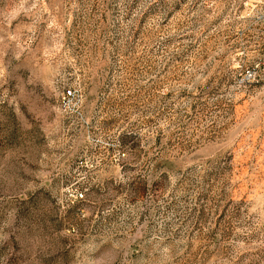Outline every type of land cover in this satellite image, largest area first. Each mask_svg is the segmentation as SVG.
Returning a JSON list of instances; mask_svg holds the SVG:
<instances>
[{"label": "rangeland", "instance_id": "obj_1", "mask_svg": "<svg viewBox=\"0 0 264 264\" xmlns=\"http://www.w3.org/2000/svg\"><path fill=\"white\" fill-rule=\"evenodd\" d=\"M0 264H264V0H0Z\"/></svg>", "mask_w": 264, "mask_h": 264}, {"label": "built area", "instance_id": "obj_2", "mask_svg": "<svg viewBox=\"0 0 264 264\" xmlns=\"http://www.w3.org/2000/svg\"><path fill=\"white\" fill-rule=\"evenodd\" d=\"M65 95L67 96L71 95V90H67Z\"/></svg>", "mask_w": 264, "mask_h": 264}]
</instances>
